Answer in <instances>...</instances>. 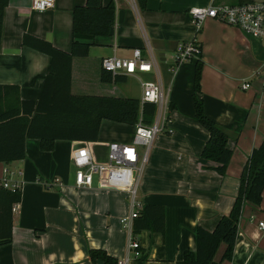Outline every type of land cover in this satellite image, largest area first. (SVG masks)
I'll return each instance as SVG.
<instances>
[{
	"label": "crops",
	"instance_id": "obj_1",
	"mask_svg": "<svg viewBox=\"0 0 264 264\" xmlns=\"http://www.w3.org/2000/svg\"><path fill=\"white\" fill-rule=\"evenodd\" d=\"M251 1L264 0H146L144 7L136 0H102L115 9L110 33L96 36L88 55L72 59L71 93L75 95H104L88 91L90 71L96 84L120 89V95H112L113 91L108 96L140 99L141 95L121 91L129 78L139 86L142 80L154 79L150 72H136L125 75V82H102L100 60L104 56L130 57L135 47L146 56L148 45L160 65L171 132L159 133L152 141L138 184V199L142 206L164 208V231L141 230L135 236L139 255L130 253L128 264H175L186 249L194 250L196 228L212 230L229 212L240 172L252 149L264 138V43L236 26L211 18L198 28L188 13L191 7L211 3ZM84 2L54 0L52 8L35 11L31 0H8L2 24L0 85L17 86L21 99H37L42 79L33 83L32 79L47 73L50 59L22 45V37L33 35L68 51L72 11ZM193 38L200 45L203 61L200 97L204 112L229 136L227 146L232 155L224 175L211 169L213 161L200 156L208 133L194 119V60L169 70L176 44ZM244 83L249 86L242 88ZM128 126L131 134L115 135L113 141L131 142L134 125ZM91 143L57 140L53 150L41 151L37 139L27 138L23 159L0 161V180L21 184V199L12 210V238L0 245V264H102L89 259V248L104 249L116 260L123 258L127 231L120 220L129 213L127 194L102 187L96 177L91 187L76 188L74 175L70 178L69 170L74 166L69 150L73 145L76 149L72 153L87 149L96 161H105L108 145L99 156L93 153ZM42 177L45 182L38 179ZM55 178L62 184H51ZM259 221H264V188L259 205L247 202L242 208L232 257L221 260L222 243L215 261L264 264V232L257 228Z\"/></svg>",
	"mask_w": 264,
	"mask_h": 264
},
{
	"label": "trees",
	"instance_id": "obj_2",
	"mask_svg": "<svg viewBox=\"0 0 264 264\" xmlns=\"http://www.w3.org/2000/svg\"><path fill=\"white\" fill-rule=\"evenodd\" d=\"M144 7L146 0H136ZM8 0H0V49L4 9ZM115 9L112 3L104 5L102 0H85L72 11L71 46L68 51L55 47L51 42L33 35L24 34L22 45L31 47L49 56L47 73L36 76L42 79L37 99H21L17 86L0 85V161L23 159L25 140L39 141L41 151L54 149L57 140L95 141L100 122L109 120L135 125L139 120L149 124L155 115V105L140 103L139 98L108 95H75L71 93V68L74 57L88 55L96 36L110 33L114 23ZM203 61L201 48L194 60L193 106L194 119L206 129L208 138L200 156L213 161L211 167L224 175L232 150L228 148V134L204 112L200 97V80ZM100 81L120 83L126 76L112 75L101 69ZM264 188V138L253 148L239 175V185L232 206L223 214L212 230L198 226L195 230V249H186L181 260L175 264H220L214 256L220 244H225L221 260L232 257L238 234L242 208L250 202L259 205ZM21 199L20 189L11 191L0 186V245L12 238V207ZM164 231V208L159 205H145L132 223V234L141 230ZM89 259L102 264H117V260L101 248H89Z\"/></svg>",
	"mask_w": 264,
	"mask_h": 264
},
{
	"label": "built area",
	"instance_id": "obj_3",
	"mask_svg": "<svg viewBox=\"0 0 264 264\" xmlns=\"http://www.w3.org/2000/svg\"><path fill=\"white\" fill-rule=\"evenodd\" d=\"M54 6V0H31V9L44 11ZM188 13L192 21L199 28L207 18H211L231 26H236L252 38L264 43V1H251L237 4H214L206 7H191ZM147 45V44H146ZM200 52V45L196 38L178 42L174 49L172 65L195 60ZM100 67L110 71L112 75H133L136 72H150L154 79L140 81V103L150 102L155 105V115L151 123L145 124L139 120L134 125L131 142H110L105 153V161L98 162L87 149H80L72 155L74 166V186L76 188L91 187L94 177L102 187H114L127 194L129 213L120 222L127 231L126 253L117 259V264H128L130 253L139 255V244L132 234V223L142 209L138 199V184L147 162L148 152L155 136L162 132H171V117L169 116V102L164 89L158 59L147 45L146 56L139 47L132 50L130 57L107 55L101 58ZM242 84V88L248 87ZM51 184L61 185L62 181L55 178ZM49 185V183H46ZM0 186L11 191L20 189L19 182L0 180ZM15 209L13 205L12 210ZM258 230L264 232V221L257 224ZM239 232L237 234V237Z\"/></svg>",
	"mask_w": 264,
	"mask_h": 264
},
{
	"label": "rangeland",
	"instance_id": "obj_4",
	"mask_svg": "<svg viewBox=\"0 0 264 264\" xmlns=\"http://www.w3.org/2000/svg\"><path fill=\"white\" fill-rule=\"evenodd\" d=\"M88 82H89L88 91H92L96 93H104V95H107L108 92H113V91L115 92V94L112 95H120L119 93H121L120 89L113 90L111 87L110 88L102 87L105 85L101 82L96 84L93 71L89 72ZM136 82L137 81L135 79L129 78L127 84L123 87L124 89H122L121 91L129 93L134 96H140L141 95L140 86ZM117 87L121 88L119 85H117ZM131 132H132V128L129 127L128 124L126 125L125 123H117L109 120H102L100 122L99 133H98L100 139L97 137V139L95 141H92L91 143L93 147V153L99 156H103L105 146H107L111 141H113V137L115 135L129 136ZM74 146L75 145H73V147H70L71 150L69 151L71 152L69 153V155H72L73 154L72 152L74 151V149H76V147ZM74 169L75 168L71 166L69 170L71 180L74 175ZM51 177L53 178L54 175ZM38 179H42L41 182H45L43 177ZM47 182L49 181L47 180Z\"/></svg>",
	"mask_w": 264,
	"mask_h": 264
}]
</instances>
